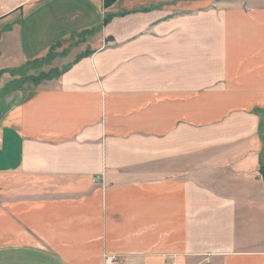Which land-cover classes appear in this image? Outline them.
<instances>
[{"label":"crops","instance_id":"crops-1","mask_svg":"<svg viewBox=\"0 0 264 264\" xmlns=\"http://www.w3.org/2000/svg\"><path fill=\"white\" fill-rule=\"evenodd\" d=\"M110 11L128 14L2 0L3 41L45 12L62 22L23 61L73 64L0 65V264H264V0Z\"/></svg>","mask_w":264,"mask_h":264},{"label":"rangeland","instance_id":"rangeland-1","mask_svg":"<svg viewBox=\"0 0 264 264\" xmlns=\"http://www.w3.org/2000/svg\"><path fill=\"white\" fill-rule=\"evenodd\" d=\"M1 4H2V0H0V7H1ZM93 14H94V11H93ZM90 16H91V14H89V24H90V21L93 22L96 20H98V21L103 20L106 16H108V12L107 11L105 12L104 18H103V16L101 17L99 15L97 17H96V15H94L91 18H90ZM118 16H122V15H118ZM42 17L44 19V23H41ZM47 17H49L50 20ZM92 18H93V20H92ZM51 19H52V21H51ZM113 19H114V17L107 24H104V25H108ZM53 22H54L53 15L49 14V12H45V13L41 14V16L30 17L26 21L25 29H27V30L25 31V34L19 38L18 41L14 40V41L8 42L7 40L3 41L2 39H4V38H0V65L6 64V63L21 64V62H23L22 64L28 65V62H30V61H27V60H29L30 58L32 59V57L35 56L34 55L35 50L40 49L43 46V45L41 46L42 42H40V41H47L48 40V35H44V37H40V36L38 37L39 33H41V30L48 32V31H50V30H48L49 25H52L53 28L55 29L54 26L56 23H58V22L62 23L61 20L55 21L54 23ZM80 22H81V20L77 21L76 17L74 16L72 22H69V24L67 25L66 30L74 31V29L78 27V24ZM41 24H44V27H46V28L45 29L41 28L40 27ZM4 26H5V24H4V22H2L0 24V28H3ZM36 29H37L38 33L36 35H34V30H36ZM58 29H62V28L57 27L55 30L57 31ZM63 32H66V31L58 32L56 37H60ZM88 34H90V33H88ZM41 36H42V34H41ZM53 38L54 37H52L51 39H53ZM77 39L79 40V36H76V35L72 36L71 38H68V40L65 43H63V46H62L63 49L71 48L76 43L75 40H77ZM112 41L114 42V38H112V37L107 38V43L112 42ZM59 49H61V48H59ZM23 50H27V51L24 52ZM30 50H33V53ZM3 51L5 52L4 56H2ZM28 51H30V52H28ZM84 52L85 51L79 52L77 55L74 52L71 54L74 56L75 60H80V59L85 57L84 56V57L80 58V56ZM57 54H58V50H56L55 52L51 51L50 53L48 52V54H46L42 57H39V59H35V60L30 62L31 64H34V65H38V62H40L41 63L40 68L41 69H37V70L42 71V72H39V71L36 72L35 71L36 69L30 70V69H28V66H26L25 68H23L24 73H27L26 71L30 70L31 72H35L36 74H42L43 75V74L54 71L55 69L53 67L55 65H58L59 63H61V66H58L59 68H56V70L57 69L61 70L60 68L64 66V65H62L63 61H67V60L69 61L70 55L67 56L66 58H63V60L62 59L57 60L56 59ZM63 56H65V55H63ZM25 57L27 58V60H26L27 62L23 61L25 59ZM78 58H80V59H78ZM69 63H71V62H69ZM69 63H67L66 66L70 65V67H71L73 63H71V64H69ZM51 64L54 66H52ZM30 71L28 72L29 74L31 73ZM0 75H1V70H0Z\"/></svg>","mask_w":264,"mask_h":264},{"label":"trees","instance_id":"trees-1","mask_svg":"<svg viewBox=\"0 0 264 264\" xmlns=\"http://www.w3.org/2000/svg\"><path fill=\"white\" fill-rule=\"evenodd\" d=\"M118 3V0H104V9L106 10V11H108V16H106L104 19H103V24H107L113 17H115V16H118V15H122V16H124V15H126V14H128V12H121V13H118V12H112V11H110V9L112 8V7H114L116 4ZM93 53V51H90V50H88V51H85L81 56H80V58H82V57H84V56H89V55H91ZM80 58H78V59H80ZM70 68V65H68V66H65L64 68H63V70H54V71H52V72H49V73H46V74H39L37 77L39 78V79H41V78H47V77H51V75L54 73V74H61L62 72H64V71H66V70H68Z\"/></svg>","mask_w":264,"mask_h":264},{"label":"built area","instance_id":"built-area-1","mask_svg":"<svg viewBox=\"0 0 264 264\" xmlns=\"http://www.w3.org/2000/svg\"><path fill=\"white\" fill-rule=\"evenodd\" d=\"M105 264H121V259L118 255L108 254L105 256ZM165 264H178L177 261L167 262Z\"/></svg>","mask_w":264,"mask_h":264}]
</instances>
